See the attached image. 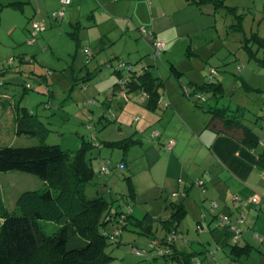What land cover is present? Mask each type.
I'll return each mask as SVG.
<instances>
[{
    "label": "rangeland",
    "instance_id": "rangeland-1",
    "mask_svg": "<svg viewBox=\"0 0 264 264\" xmlns=\"http://www.w3.org/2000/svg\"><path fill=\"white\" fill-rule=\"evenodd\" d=\"M10 2L25 4L21 8L4 6ZM164 3L167 10L172 12L171 16L157 21L156 27L152 26L150 21L143 23V20L135 19V28L131 27L124 37L119 39L117 34L123 30V25L116 21H104L96 12L95 20L88 17L91 14L89 7L79 10L75 5L68 6L65 13L67 17L57 21L53 16L61 8V3L55 0H0V74H2L0 77L8 78L11 84L7 86L12 95L17 94L18 92H15L23 86H32V90L23 98L20 110L28 112L34 120L46 126L41 136L33 138L17 135L9 123H4L0 127V146H30L43 143L59 145L63 150L76 152L84 140L89 141L94 135L100 141L119 140L129 137L134 132L135 138H150L152 131L147 124L148 119L142 114L136 115L135 119V113H127L128 109L124 112L119 106L120 103H125L120 87L113 88L114 81L118 79L113 72L114 69L119 67L120 62L128 61L136 72L149 68L154 76L160 77V81L164 82L159 88L162 94L167 91L171 95L179 93L183 96L185 93L189 97L192 93L191 82L196 85L222 82L225 90L219 107L226 105L233 109L244 108L245 123L264 140V66L259 64L261 63L259 60L250 57L244 46L248 44L253 53L258 52L257 57L260 60L264 59V47L260 45L261 40L256 39L257 35L264 39V0H225L227 7L216 12L209 3L203 7L189 4L185 0L182 2L168 0ZM79 11L82 12L80 15ZM78 19L82 27L92 23H97V26L76 30L73 24ZM35 25H40L41 31L33 38ZM142 25L148 29L149 34L152 31L157 34L155 40L164 43L160 56H154L151 39L141 35L139 29L143 27ZM75 31H78L80 37L79 46L78 41L71 37V33ZM110 31H114L112 34L115 38L117 36L116 42L100 52L98 43L101 37ZM116 57L121 58V61ZM172 64L184 73L180 81L171 72ZM127 70L128 66L122 69L123 74H126ZM212 70L218 71V75L211 78ZM93 74L95 77L87 81L85 86L83 78ZM240 78L245 79L252 89L240 86ZM76 80L81 83L76 85ZM92 86L100 88L101 91H96ZM106 86L114 89V95L111 94L109 97L112 100V108H104L107 115L104 120L102 103L107 97L104 94L100 97L99 93L104 92ZM112 113L117 114L116 120L113 119ZM259 149L263 150L264 147L260 146ZM106 151L111 153L108 148L104 152ZM113 152L115 155L110 162L109 175L103 176L100 173V163L106 159L92 160L96 171L95 183L101 185L107 183L112 189L100 187L105 191L101 190L97 195L96 191L99 190L97 186L88 185L86 196L89 199L104 195L112 200L117 197L113 191L128 194L126 178L130 173L127 168L121 171L120 150L114 149ZM6 174L8 176L2 179V182L5 184L12 182V185L18 187L15 192L23 190L28 182L26 177L36 179L42 186V182L30 174L23 172ZM194 181L197 188L201 187L197 180ZM202 182L205 183L203 180ZM202 190L205 192V189ZM256 194L258 193L254 195ZM202 195L205 196L203 193ZM147 196L146 199H143V195L140 198L136 192L134 196L136 198L130 202L137 218L143 219L148 213L154 218V236L149 237L131 227L124 229L120 243L109 244L106 247V254L113 258L106 264H143L147 258L136 253L135 248L147 252L153 249L151 237H154L157 243L164 236L160 223L172 212L169 206L171 200L156 199V195L152 193ZM252 196L248 197V200ZM189 198L194 199L192 196ZM10 199L11 201H6V204L8 209L13 210L16 204L12 197ZM237 201L246 207L249 205L247 199ZM211 203L220 207V203L213 199H204L201 202V206L204 204L202 209L196 203V208L188 206L190 211L193 209L200 211V219L198 221L192 219V212L187 215L179 227L175 241L177 245L182 246L186 240L194 242L203 240L205 243H200L203 245L199 249L190 246L185 249L188 252L198 250L197 259L203 264H233L230 257L231 245L228 243L234 235L228 228L219 225L213 227L215 233L213 239L206 224L210 216L205 220L203 213L201 214L205 212L207 215H215ZM116 207L115 205L114 209ZM126 211L128 214L133 213L132 208ZM242 214L247 215L245 212ZM125 216L128 215H123ZM199 225L201 228L203 226L205 231L199 230L197 227ZM241 244H244L243 239L239 241V245ZM197 259L193 260L192 264H198ZM248 259L244 257L241 260L242 264H253ZM150 264L178 263L155 260Z\"/></svg>",
    "mask_w": 264,
    "mask_h": 264
},
{
    "label": "trees",
    "instance_id": "trees-1",
    "mask_svg": "<svg viewBox=\"0 0 264 264\" xmlns=\"http://www.w3.org/2000/svg\"><path fill=\"white\" fill-rule=\"evenodd\" d=\"M192 2L200 7L209 3L213 5L215 12L227 7L225 0H192ZM19 5L10 4L13 7ZM71 37L78 41L79 46L78 31L72 32ZM256 39L261 40L260 45L264 47V39L259 38L258 35ZM105 44L106 38H103L101 45ZM244 46L250 57L259 60L261 62L259 64L264 66V59L260 60L257 57L258 52L253 53L248 44ZM129 68L128 66L126 74H123L122 69H114L120 80H128L124 87L126 93H145L149 97L147 107L150 110L157 109L161 100L159 88L163 85L160 78L154 76L149 68L141 72ZM175 74L178 78L182 75L177 71ZM94 77L93 74L84 82ZM117 86L121 87L120 82ZM192 89L189 98L199 96L198 101H203V104L197 101V105L204 106L211 114L212 121H220L227 131H240V142L250 150L255 151L260 146L264 147V140L245 123L244 108L233 109L226 105L219 107L225 90L222 82L194 85ZM23 90L26 94L32 88L23 86ZM20 109L19 103V116L16 120L17 135L33 138L41 136L46 126L34 120L28 112H21ZM139 143L140 140L129 137L121 141L107 142L104 146L122 150L124 161L128 151ZM93 149L91 140H84L76 152L63 150L59 145L43 143L0 147L1 173L30 174L38 178L43 185L41 188L26 190L20 194L13 210L8 209L0 195V264H106L113 259L106 254V247L109 244H119L124 229L131 227L149 237L154 236L155 220L149 213L140 219L126 211L133 208L130 200L136 198H134L136 187L130 176L126 178L128 194H117L112 200L104 195L91 199L86 196V187L96 184V171L92 165V160L95 158L92 156ZM257 164L264 172V149L258 152ZM115 205L116 209H114ZM169 206L172 208L170 216L160 223L164 232L160 241L155 243L156 239L151 237L153 249L147 252L135 248L136 253L146 256L147 259L143 264H150L155 260L192 264L193 260L197 259L198 253L178 248L175 241L179 227L187 216L183 200L171 201ZM126 214L128 216L123 217ZM171 236L175 239L170 242ZM229 245H231L230 257L235 264H242L241 260L244 257L249 258L251 251L257 250L250 244ZM160 250H164L162 255H158Z\"/></svg>",
    "mask_w": 264,
    "mask_h": 264
},
{
    "label": "crops",
    "instance_id": "crops-1",
    "mask_svg": "<svg viewBox=\"0 0 264 264\" xmlns=\"http://www.w3.org/2000/svg\"><path fill=\"white\" fill-rule=\"evenodd\" d=\"M55 1L60 3V0ZM165 1L167 2L168 0H72L69 6L75 5V8L79 10L89 7L91 14L88 17L94 20L96 12L102 16L101 18L104 21H116L121 23L123 25V30L121 32L119 31L117 34L118 38L121 39L131 27L135 28V19H137V21L143 20V23H148V21H150L152 26L156 27L157 21L164 20L168 16H171L172 12L167 10V6L164 3ZM179 1L182 2V0ZM185 2L195 4L191 2V0H185ZM14 3L20 4V8L25 4L24 2ZM10 4H12V2L4 6L9 7ZM80 13L82 12L79 11L78 15H80ZM73 26L76 30L86 29L96 27L97 23L82 27L78 19ZM112 33H114V31H110V33L101 37L98 43V50H100V52L109 48L116 42L115 39H117V36L115 38ZM152 33L153 35L149 36V38L153 42L157 34L154 31H152ZM103 38H106L105 45H101V40ZM166 48L167 43H165V50ZM116 58L121 61V58ZM123 63L128 64L127 66L135 71L133 65L129 61ZM149 70L151 71V69ZM175 71L180 72L182 75L184 74L177 69L175 64H172V74H175ZM114 74L118 79L114 81L113 88L117 86L118 80H120L119 76L116 73ZM1 75L2 74H0V76ZM182 75H180V78L176 76L179 81ZM91 76L92 75L88 77ZM86 78H83L82 82L86 81ZM0 81V127L4 123H9L17 134L16 120L19 116L18 104H22L23 98L27 93L24 94V90L21 88L15 92H18L17 94L12 95L7 86V84L10 83L8 78L0 77ZM77 81L79 80H76L75 83H81ZM162 83L164 84V82ZM239 83L240 86H246L252 89L245 79L240 78ZM84 84L87 86L86 82H84ZM192 85L194 86L196 84L191 82V87L193 88ZM92 87H94L96 91L98 90V92L101 91L100 88L95 86ZM113 88L110 89L106 86L104 92L99 93L100 97H102L103 94L107 97L102 103V118L104 120L107 117L104 108H112V100L109 97L111 94L114 95ZM119 90L122 91L121 87ZM128 97V101H124V104L123 102L122 104L120 103L119 106H121L123 111L128 109V111L126 110L127 113H135V119H137L136 115H144L148 119L147 124L151 127L150 130L152 131L150 138L147 139L135 138V132L129 136L140 140V143L128 151L124 161L123 151L118 149L121 152V171L123 168H127L139 197L142 198L143 195L145 197H143V199H146L148 198L147 194L152 193L156 195L155 198L159 200L162 198L171 201L183 200L187 215L192 212V219L196 221L200 219V211L198 209L190 211L189 205L192 208H196V203L202 209L204 208V204H202V207L201 202L204 199L218 201L220 207H217L215 215L211 216L209 214L207 215L205 212H201L205 220L210 216V218L206 220V222H208L206 224H208V230L212 238L215 239L213 227L219 226V215L229 216L232 225H237L239 228H244L245 226V228L243 229L242 236H240L238 240H234L235 233L229 226H223L228 228V231L234 235L231 242L228 244H239V241L243 239L244 244L240 246L250 244L257 248V250L254 249L251 251L248 260L250 262L252 261L253 264H264V203L255 206L248 200V197L255 193H262V202H264V172L258 168L257 164L258 152L260 149L255 151L250 150L240 142V131H227L220 121H212L211 114L205 110L204 106L197 105L199 96L189 98L185 93H183V96L179 93L171 95L165 91L164 94L161 93L159 106L155 110H150L147 107L149 97L143 92H130L128 93ZM199 103L203 104V101ZM112 117L116 120L117 114L112 113ZM94 137L95 139H93V137L91 139L94 146L92 156L98 160L106 159L109 162H111L113 155H115L113 152L114 149L104 146V144L129 138L100 141L96 135H94ZM96 144H98L99 147H97ZM106 148L111 150V153L107 151V153L104 152ZM104 155L109 156L106 157ZM6 176H8L6 173L0 172V195L5 202L8 200L11 201L10 197H12L16 204L19 195L24 191L43 186H41V183L36 179L26 177L25 179L28 182L25 184L23 190L15 192L16 189L18 190V187L14 186V184L12 185V182L7 184L2 182V179ZM194 180H197V183L203 180L205 182L204 187L201 186L197 188L194 184L196 181ZM95 186L99 189L96 191L97 195H99L101 190L105 191V189H101L100 187L103 188V186H105V188L112 189L109 188L110 186L107 183L103 185L96 183ZM191 189L192 191H190ZM202 189H205V192H203ZM113 193L121 194L114 191ZM202 193L205 194V198L202 197ZM189 196H192L194 199H190ZM239 199H241V201L247 199L249 205L246 207L240 204L241 202L237 201ZM132 209L133 215L135 216L136 212L134 207ZM244 212L247 213V218L243 223H239L241 214ZM203 228L202 226V229ZM256 234L260 235L262 240H258L255 237ZM184 242L182 246L177 245L178 248L186 250L185 247L190 246V248L195 247L199 249V247L203 245L200 244L203 240L202 242L189 240ZM183 244L185 246H183ZM194 252L198 253V250H194ZM231 262L235 264L232 259Z\"/></svg>",
    "mask_w": 264,
    "mask_h": 264
},
{
    "label": "built area",
    "instance_id": "built-area-1",
    "mask_svg": "<svg viewBox=\"0 0 264 264\" xmlns=\"http://www.w3.org/2000/svg\"><path fill=\"white\" fill-rule=\"evenodd\" d=\"M60 3H61V8L53 16L54 19L57 20V21H60V20H62L64 18L65 13H66V9L71 4V0H61ZM139 30H140L142 36L149 37V36L153 35L152 32L149 34L148 29L146 27H144V26L141 27ZM40 31H41L40 25H35V31L33 32V38H35ZM152 45H153V48H154V56L155 57L160 56L161 53H162V50L164 49V43L161 42L160 40H155L154 39V41L152 42ZM117 68L118 69H123V68H125V64L123 62H120V65ZM217 72L218 71L212 70L211 73H210L211 78L217 76L218 75ZM127 82H128L127 79L120 80L121 90H122L120 93L122 94L123 99L125 101H128V98H129L128 94L126 93V90L124 89V87H125ZM27 87H28V89L32 88L31 85H27ZM93 139H95L94 136H93ZM96 146L99 147L98 144H96ZM110 172H111V170H110V162L109 161L108 162L101 161V163H100V173H101V175H103V176L109 175ZM198 184L200 186L204 185V183L202 181H199ZM262 199H263V195L256 194V195L252 196L249 201H250V203H252L254 205H260L262 203ZM211 209L213 210L214 213H216L215 210H217V205L215 203H211ZM246 218H247L246 215L242 214L241 218L239 220V223H243L246 220ZM219 225L220 226H229L230 229L235 233L234 240H238V237L242 233V229H240L237 225H232L231 224L230 218L228 216L219 215ZM198 229L199 230L202 229L200 227V225L198 226ZM255 237L258 240H262L261 237L259 235H257V234L255 235ZM174 239L175 238L173 236H171L169 238V241L171 242ZM158 253H159L158 255H162L164 253V250H160ZM198 263L201 264V261L198 260Z\"/></svg>",
    "mask_w": 264,
    "mask_h": 264
}]
</instances>
